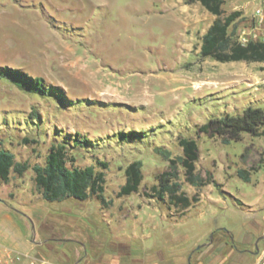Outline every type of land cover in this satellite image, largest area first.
Listing matches in <instances>:
<instances>
[{"label":"rangeland","instance_id":"obj_1","mask_svg":"<svg viewBox=\"0 0 264 264\" xmlns=\"http://www.w3.org/2000/svg\"><path fill=\"white\" fill-rule=\"evenodd\" d=\"M256 1L226 0L224 9L243 16ZM214 18L186 0H0V69L42 77L46 86L33 92L0 73V147L29 163L22 175L0 180V210L7 204L24 216L30 240L51 238L61 254L81 246L83 264H151L175 251L176 260L190 246L213 242L217 229L232 230L236 249L250 246V227L264 226V208L246 212L247 203L264 202V134L225 143L199 127L248 105L264 107V62L202 56ZM75 135L89 139L72 150L76 164L107 163L105 202H50L34 181L33 166L44 163L51 144ZM182 136L197 140V171H211L216 182L186 180L178 163ZM134 160L142 183L119 196ZM172 160L181 190L199 198L184 214L168 198L149 195ZM253 166L251 181L238 176Z\"/></svg>","mask_w":264,"mask_h":264},{"label":"trees","instance_id":"obj_2","mask_svg":"<svg viewBox=\"0 0 264 264\" xmlns=\"http://www.w3.org/2000/svg\"><path fill=\"white\" fill-rule=\"evenodd\" d=\"M199 2L206 10L215 16L213 22L202 36L200 53L210 56L220 62L247 61L264 62V43L250 42L240 44L235 37V30L244 16L240 10L227 13L224 9L226 0H186V3ZM241 16V17H240ZM239 18V19H238ZM238 19V20H237ZM1 74L6 75L22 88L33 92L44 93L45 81L42 77H33L17 68L2 67ZM264 107L248 105L241 113H226L220 117H210L200 125L199 132L209 135H219L225 143L239 141L244 133L252 136L264 134ZM78 135V134H77ZM73 136L72 140L54 141L47 152L43 164H35L34 181L47 201H63L67 198L87 200L95 196L105 202V183L107 163L82 166L75 163L71 153L73 149L85 147L89 139ZM182 155L178 163L182 166L186 180L197 187L210 182H216L211 171L207 170L204 177L197 171L196 162L199 159V145L195 138L182 136L179 138ZM261 162V160H260ZM176 161L172 160V167L157 176V182L151 187L157 200L169 202L184 210L199 201L197 195L189 196L181 190L179 171ZM29 168L27 161L16 160L15 154L4 147H0V180L7 183L12 173L22 175ZM257 166L239 168L238 176L246 182L251 181V172ZM126 180L119 189V196L129 195L139 190L143 180L141 163L138 160L130 162L125 168ZM199 248L197 250H201Z\"/></svg>","mask_w":264,"mask_h":264},{"label":"crops","instance_id":"obj_3","mask_svg":"<svg viewBox=\"0 0 264 264\" xmlns=\"http://www.w3.org/2000/svg\"><path fill=\"white\" fill-rule=\"evenodd\" d=\"M260 190L264 195V184H260ZM252 209L246 211L250 214L255 213L264 208V202L256 201L249 204ZM254 204H259L254 206ZM257 207V208H255ZM264 222V220H263ZM29 221L24 216L18 213L14 208L5 204L0 210V260L5 262L12 261L10 264H29L32 258L47 259L51 264H83L81 263L83 256V248L81 246L71 247L67 249L68 254L60 253L61 248L51 245L49 241L51 238H44L37 241V236L34 234L30 240L29 234L25 229H28ZM217 229L215 233V240L209 242L208 245L202 244L198 247L190 246L185 249L176 260H173L174 253L170 252L165 259H155L153 253L149 250L147 252L148 259H151V264H191L192 257L195 259V264H228L227 260H223L226 255L234 258L232 264H255L264 251V226L262 229L257 227H250L252 236L251 244L244 250H238L233 239L232 230L230 229ZM225 232V233H224ZM219 239V240H218ZM230 239L231 242L228 240ZM68 240L64 239V241ZM202 248L201 250H197ZM213 248V250H212ZM39 252L44 254L39 255ZM129 253H131L129 251ZM176 254V253H175ZM20 255V259L16 256ZM150 255V256H149ZM44 256V257H43ZM247 260V261H246ZM95 262V263H94ZM100 259L95 258L94 261L90 260L87 264H99ZM101 264V263H100ZM110 264H119L113 261Z\"/></svg>","mask_w":264,"mask_h":264},{"label":"built area","instance_id":"obj_4","mask_svg":"<svg viewBox=\"0 0 264 264\" xmlns=\"http://www.w3.org/2000/svg\"><path fill=\"white\" fill-rule=\"evenodd\" d=\"M244 19L241 20L235 30L236 40L242 44L247 45L250 42H263L264 43V0H257L251 11L243 15ZM20 259V255L16 256ZM9 261L5 262L0 260V264H10ZM29 264H51L47 259L32 258ZM255 264H264V251L261 257Z\"/></svg>","mask_w":264,"mask_h":264},{"label":"water","instance_id":"obj_5","mask_svg":"<svg viewBox=\"0 0 264 264\" xmlns=\"http://www.w3.org/2000/svg\"><path fill=\"white\" fill-rule=\"evenodd\" d=\"M212 238H213V235H211V240H212Z\"/></svg>","mask_w":264,"mask_h":264}]
</instances>
